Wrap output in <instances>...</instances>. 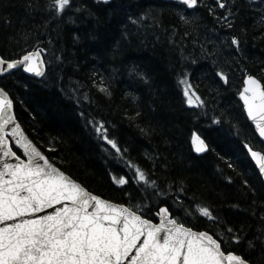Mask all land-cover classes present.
Returning a JSON list of instances; mask_svg holds the SVG:
<instances>
[{
  "label": "trees",
  "instance_id": "obj_1",
  "mask_svg": "<svg viewBox=\"0 0 264 264\" xmlns=\"http://www.w3.org/2000/svg\"><path fill=\"white\" fill-rule=\"evenodd\" d=\"M27 2L0 4V16L6 17L0 20V53L16 58L39 46L47 50L48 70L41 79L18 70L0 77V85L37 146L104 199L140 204L142 211L165 200L171 204L177 196L190 209L209 206L220 226L197 217L194 230L227 241L226 229L237 235L243 225V241L227 244V250L264 264L257 243L264 229V193L253 195L243 185L250 177L254 184L257 171L243 144L264 151V143L238 96L248 74L264 84V0H227L238 17L229 18L231 29L207 12L210 0H201L205 6L194 11L165 0H74L63 19L47 15L51 0H32L37 7L31 11ZM233 35L238 47L230 43ZM217 71L226 73L227 84ZM185 74L204 102L200 107H190L183 96ZM101 82L110 95L98 90ZM216 117L221 123H212ZM89 120L104 121L109 137L125 150L124 159L99 139ZM192 131L205 139L206 152H195ZM125 160L146 170L168 196L156 197L151 189L138 194L131 183L123 192L133 198L124 196L108 173L131 176Z\"/></svg>",
  "mask_w": 264,
  "mask_h": 264
},
{
  "label": "snow or ice",
  "instance_id": "obj_2",
  "mask_svg": "<svg viewBox=\"0 0 264 264\" xmlns=\"http://www.w3.org/2000/svg\"><path fill=\"white\" fill-rule=\"evenodd\" d=\"M73 2L51 0L47 4L50 10L47 15L63 19L72 9ZM179 5L185 11L205 6L201 0H179ZM24 7L31 11L37 5L28 0ZM206 7L217 23L233 28L229 18L238 17L229 9L227 0H210ZM4 19L6 17L0 16V20ZM261 19L264 22V17ZM230 43L238 47L240 40L233 35ZM46 51L34 45L16 58L5 59L0 55V74L11 75L13 70L22 68L28 74L43 77L47 68ZM216 75L224 84L228 83L226 73L217 71ZM180 83L184 85L183 96L187 104L202 106L204 102L187 74ZM98 90L111 94L102 82ZM238 96L247 118L254 123L255 131L264 143V84L256 76L247 75ZM212 123H221V117H216ZM87 124H91L99 139L124 159L125 150L115 138L109 137L104 121L89 120ZM191 145L197 153L209 149L196 131L191 132ZM243 147L257 170L254 184L249 183L250 177L243 180V185L253 195L257 191L264 193V151L254 150L248 143ZM124 162L131 170V176L108 173L110 184L124 196L133 198L130 193L123 192L130 183L138 194L151 189L156 197L168 196L146 170L131 160ZM228 166L233 167L232 164ZM139 199L143 200L144 196L139 195ZM252 206L255 207V200ZM143 207L142 211L140 204L126 206L104 199L57 166L54 158L45 155L22 130L14 112V99L0 87V264H253L245 255L226 247L243 241V225L235 229L237 235H232V227L227 228V241L218 233L194 230L196 226L192 222L197 217L220 226L209 206L195 204L190 209L177 196L171 204L165 200ZM152 208L156 209L154 213ZM144 212L151 218H146ZM157 219L159 222L154 223ZM257 243L264 253V229ZM248 247L254 250L251 241H248Z\"/></svg>",
  "mask_w": 264,
  "mask_h": 264
},
{
  "label": "water",
  "instance_id": "obj_3",
  "mask_svg": "<svg viewBox=\"0 0 264 264\" xmlns=\"http://www.w3.org/2000/svg\"><path fill=\"white\" fill-rule=\"evenodd\" d=\"M99 1H103V2H109V1H111V0H99ZM165 1H167V2H179V0H165ZM0 55H1V53H0ZM5 59H7V58H5ZM44 59H45V57H44ZM22 69V68H21ZM19 70V69H18ZM17 70H13V72L12 73H14V72H16ZM22 71H23V69H22ZM23 73L24 74H26L27 76H29V77H32V78H35V79H41V78H43V77H35L34 75H31V74H28V73H26V72H24L23 71ZM47 73V68L45 69V74ZM5 75H8V74H0V77H2V76H5ZM258 78V77H257ZM259 79V78H258ZM263 84V83H262ZM0 87H2L1 85H0ZM11 96V95H10ZM241 101V100H240ZM241 103H243L242 101H241ZM14 112H15V103H14ZM246 113V112H245ZM15 114H16V112H15ZM247 115V114H246ZM249 120V119H248ZM17 121L21 124V128H22V130L28 135V133L26 132V130L24 129V127H23V125H22V123L19 121V119L17 118ZM249 122L253 125V127H254V129H255V125H254V123L251 121V120H249ZM256 132V131H255ZM257 133V132H256ZM257 135H258V133H257ZM29 136V135H28ZM259 136V135H258ZM29 138H30V136H29ZM31 139V138H30ZM34 142V141H33ZM35 143V142H34ZM42 151V150H41ZM257 151H259V150H257ZM44 152V151H43ZM45 153V152H44ZM45 155H47L46 153H45ZM23 158V157H22ZM14 162V161H13ZM254 163V162H253ZM155 223V222H154ZM158 223V222H157Z\"/></svg>",
  "mask_w": 264,
  "mask_h": 264
}]
</instances>
